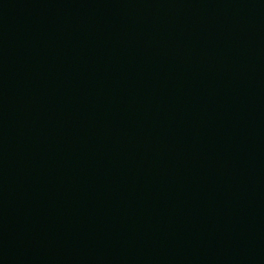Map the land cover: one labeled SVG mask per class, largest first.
<instances>
[{
  "label": "water",
  "instance_id": "water-1",
  "mask_svg": "<svg viewBox=\"0 0 264 264\" xmlns=\"http://www.w3.org/2000/svg\"><path fill=\"white\" fill-rule=\"evenodd\" d=\"M0 264H264V0H0Z\"/></svg>",
  "mask_w": 264,
  "mask_h": 264
}]
</instances>
